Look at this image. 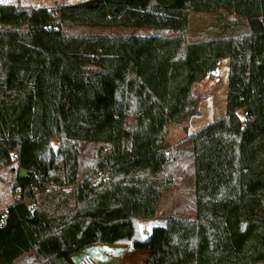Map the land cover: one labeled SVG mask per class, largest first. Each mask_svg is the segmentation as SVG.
Wrapping results in <instances>:
<instances>
[{
  "label": "trees",
  "instance_id": "16d2710c",
  "mask_svg": "<svg viewBox=\"0 0 264 264\" xmlns=\"http://www.w3.org/2000/svg\"><path fill=\"white\" fill-rule=\"evenodd\" d=\"M197 12L218 32L191 39ZM80 25L132 31L72 32ZM224 59L225 115L185 139L195 218L168 216L142 236L139 220L158 215L173 183L169 125L195 114L193 84ZM12 163L0 264L29 251L76 264L88 245L129 243L148 252L143 264L264 263V0L0 2V168ZM50 184L69 188L47 195Z\"/></svg>",
  "mask_w": 264,
  "mask_h": 264
},
{
  "label": "rangeland",
  "instance_id": "374dc122",
  "mask_svg": "<svg viewBox=\"0 0 264 264\" xmlns=\"http://www.w3.org/2000/svg\"><path fill=\"white\" fill-rule=\"evenodd\" d=\"M7 2L20 1L23 3H30L33 5H38V3H43L47 5H53L55 3H67L78 0H4ZM1 2V0H0ZM231 15L229 16V18ZM216 17L209 12H197L191 14V24L189 35L191 39L198 38H207L212 36L214 32H218ZM132 29L125 27H113L105 28L102 26H86L80 25L73 28L72 32L79 34H97V33H107V34H127L130 33ZM139 33L142 30H138ZM228 62L225 61L222 69L219 71V77L209 80V84L212 83L214 88L197 87L193 86L192 92L197 101V108L194 115L190 116L187 121L180 125L174 126L173 124L169 125V134L166 136V140L170 145H178V154L176 165L173 174V183L168 190H164L161 193L158 210L160 214L155 216L153 219L139 220V229L140 233L144 235V224L145 223H155L157 226H163L166 223V216H174L180 219H193L195 218V194H194V167H193V157H192V145L191 142H186L185 139L197 132L199 129L204 126L218 120L219 118L225 115V102H226V93H227V74H228ZM245 109H240L237 111L238 116L243 120ZM58 141H53L52 145L54 149L57 147ZM93 164L88 163L86 168L87 174L85 177L90 179L93 178L94 172H92ZM4 174L2 177L1 175ZM16 177V172L13 170L10 171L9 168L2 167L0 168V197L6 195L7 192H11L13 200L15 199V194H13V183ZM51 187V188H50ZM47 195L51 193H56L63 189H68V186L59 188L50 184ZM29 204H32V200H27ZM4 206L0 203V208ZM142 227V229H141ZM93 245V244H92ZM90 246V247H109V246ZM110 247H115V249L120 250L125 245H111ZM136 249L132 251L135 253ZM146 251V250H139ZM98 256L93 258L96 264H118V257H107L105 250H98ZM147 255L148 252L146 251ZM31 254L23 258H31ZM130 252L125 254V257H129ZM144 262V261H143ZM136 263L135 261L127 262V264H143ZM264 264V263H260Z\"/></svg>",
  "mask_w": 264,
  "mask_h": 264
},
{
  "label": "crops",
  "instance_id": "0c3cea01",
  "mask_svg": "<svg viewBox=\"0 0 264 264\" xmlns=\"http://www.w3.org/2000/svg\"><path fill=\"white\" fill-rule=\"evenodd\" d=\"M81 0H78V1H73V2H67V3H75V2H79ZM1 2H7V1H4V0H1ZM23 3V2H22ZM23 4H26V5H31L33 7H48V8H53V7H57L61 4H64V3H55V1H53V5H47V4H43V3H38V5H33V4H30V3H23ZM228 60L227 59H224V60H221V68L220 70L222 69L223 67V64L224 62ZM228 67V66H227ZM212 74H213V71H211L204 79H202L201 81L199 82H196L193 84V86H197V87H204V86H207L209 84V80H212L213 77H212ZM214 88L212 86V83H210L208 85V88ZM193 88V87H192ZM245 109V108H243ZM244 114H245V111H244ZM169 134V132H168ZM167 134V135H168ZM7 168L10 169V171L13 172V170L16 172V166H15V163H12L8 166H6ZM2 177L4 176V174L1 175ZM15 181V179H14ZM3 198L0 197V203H2V205L4 207H7L8 205H10L14 200H13V197L11 196V192H7L6 195L2 196ZM160 200V199H159ZM32 202V201H31ZM28 203V201H27ZM29 204V203H28ZM31 205V204H29ZM158 206H159V201H158V205H157V212L158 214H160V211L158 210ZM168 216H166L167 218ZM155 218V217H154ZM153 219V218H151ZM144 228H143V231H144V235H147L150 233L151 229L155 226H157L155 223H145L144 225ZM142 229V227H141ZM142 235V234H141ZM142 235V236H144ZM109 246V247H90V246H86L84 248H82L81 250H79L78 252H76L74 254V259L77 261L78 258L83 255V254H88L90 255L92 258H95L96 256H98V250H105L106 251V256L107 257H120L119 258V263L118 264H127V262H130V261H135L136 263H141L143 262L146 257H147V253L146 251H139V250H136L135 253H132V251L134 250L133 247H132V243H129L127 245H125V247L121 248L120 250H117L115 249V247H110L111 245H108V244H93L92 246ZM124 245V244H123ZM130 252V256L127 258L125 257V254L129 253ZM29 253H33L31 254V258H26L25 260L23 258H25L26 256L29 255ZM38 263V259L35 255V253L33 251H29L25 254H23L22 256H20L15 262L14 264H37Z\"/></svg>",
  "mask_w": 264,
  "mask_h": 264
},
{
  "label": "built area",
  "instance_id": "2783aa9c",
  "mask_svg": "<svg viewBox=\"0 0 264 264\" xmlns=\"http://www.w3.org/2000/svg\"><path fill=\"white\" fill-rule=\"evenodd\" d=\"M220 68H221V60H219V61L216 62V67L213 70V74H212V77L213 78H218L219 77ZM17 155L18 154H17L16 151H14L12 153V156L13 157H16ZM103 174L104 175H107V172H104ZM97 178H98V176H96V179ZM6 215H7L6 207L0 208V224L3 223V220L6 217ZM76 264H96V262L93 260V258L90 255L83 254V255H81L78 258V260L76 261Z\"/></svg>",
  "mask_w": 264,
  "mask_h": 264
},
{
  "label": "water",
  "instance_id": "95a60500",
  "mask_svg": "<svg viewBox=\"0 0 264 264\" xmlns=\"http://www.w3.org/2000/svg\"><path fill=\"white\" fill-rule=\"evenodd\" d=\"M245 112H246V109H245ZM19 173H20L21 175H23V174L25 173V170H24V169H20V170H19Z\"/></svg>",
  "mask_w": 264,
  "mask_h": 264
}]
</instances>
